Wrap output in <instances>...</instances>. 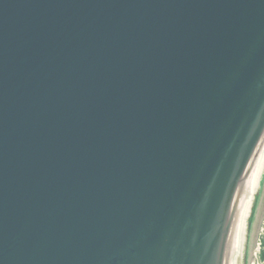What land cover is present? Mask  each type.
I'll return each mask as SVG.
<instances>
[{"label":"water","instance_id":"obj_1","mask_svg":"<svg viewBox=\"0 0 264 264\" xmlns=\"http://www.w3.org/2000/svg\"><path fill=\"white\" fill-rule=\"evenodd\" d=\"M263 131L264 0H0V264H221Z\"/></svg>","mask_w":264,"mask_h":264},{"label":"rangeland","instance_id":"obj_2","mask_svg":"<svg viewBox=\"0 0 264 264\" xmlns=\"http://www.w3.org/2000/svg\"><path fill=\"white\" fill-rule=\"evenodd\" d=\"M262 174L264 176V158L258 170L257 175L253 179V182L251 181L252 178L250 179V182H252V184L249 182L248 187H247V190L249 193L247 197L249 196V199L248 200L246 199V202H247L246 208L244 209V212L242 213L241 222H240L239 231H238L239 233L238 241L236 244V249L234 250V253H233L232 264H247L249 260V256L253 248V245H254V239L257 236L260 221L264 217V212H263L264 200H262V198L259 197L260 189L262 192L261 196H263L264 194V191H263L264 177L262 179V183L260 182L261 186L259 184V179ZM258 200L260 201H259V205H257V208H256V204L258 203ZM254 205H255V208H254ZM260 205H262L263 207L262 209H260ZM252 206H253L255 215H254V219H252L251 224L247 228V217L250 214V210Z\"/></svg>","mask_w":264,"mask_h":264},{"label":"bare ground","instance_id":"obj_3","mask_svg":"<svg viewBox=\"0 0 264 264\" xmlns=\"http://www.w3.org/2000/svg\"><path fill=\"white\" fill-rule=\"evenodd\" d=\"M263 158H264V146H263V148H262V150H261V152H260V155H259V157H258V159H257V162H256V165H255V167H254V170H253V173H252V176H251V181L253 182V179H254V177L257 175V173H258V170H259V168H260V166H261V164H262V161H263ZM256 180V179H255ZM252 182H250L251 184H252ZM250 184V185H251ZM255 184V183H254ZM244 209H245V207H244ZM243 220V219H242Z\"/></svg>","mask_w":264,"mask_h":264},{"label":"trees","instance_id":"obj_4","mask_svg":"<svg viewBox=\"0 0 264 264\" xmlns=\"http://www.w3.org/2000/svg\"><path fill=\"white\" fill-rule=\"evenodd\" d=\"M251 219H252V214H251V216L249 217V220H248V222H250V221H251Z\"/></svg>","mask_w":264,"mask_h":264}]
</instances>
